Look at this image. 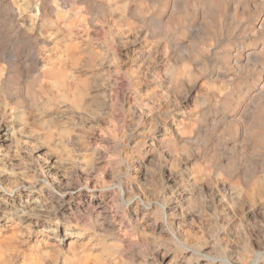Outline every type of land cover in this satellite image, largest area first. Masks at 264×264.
Segmentation results:
<instances>
[{
  "label": "clouds",
  "instance_id": "clouds-1",
  "mask_svg": "<svg viewBox=\"0 0 264 264\" xmlns=\"http://www.w3.org/2000/svg\"><path fill=\"white\" fill-rule=\"evenodd\" d=\"M0 264H264V0H0Z\"/></svg>",
  "mask_w": 264,
  "mask_h": 264
},
{
  "label": "rangeland",
  "instance_id": "rangeland-1",
  "mask_svg": "<svg viewBox=\"0 0 264 264\" xmlns=\"http://www.w3.org/2000/svg\"><path fill=\"white\" fill-rule=\"evenodd\" d=\"M224 47H225V48H227V47H228V45H225Z\"/></svg>",
  "mask_w": 264,
  "mask_h": 264
}]
</instances>
